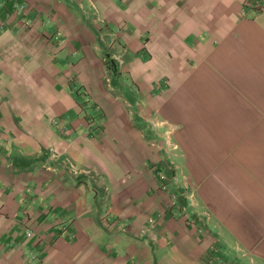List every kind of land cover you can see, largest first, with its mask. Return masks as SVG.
<instances>
[{
	"label": "crops",
	"instance_id": "1",
	"mask_svg": "<svg viewBox=\"0 0 264 264\" xmlns=\"http://www.w3.org/2000/svg\"><path fill=\"white\" fill-rule=\"evenodd\" d=\"M252 3L0 0V264H264Z\"/></svg>",
	"mask_w": 264,
	"mask_h": 264
},
{
	"label": "built area",
	"instance_id": "2",
	"mask_svg": "<svg viewBox=\"0 0 264 264\" xmlns=\"http://www.w3.org/2000/svg\"><path fill=\"white\" fill-rule=\"evenodd\" d=\"M253 10H254V12L256 13V14H258V13H264V0H253V3L251 4V6H250ZM243 15L244 16H247V12L246 11H244V13H243ZM105 72V75L106 76H109V75H111L112 73H113V68H112V66L110 65V64H107L106 63V67H105V70H104ZM105 76V77H106ZM74 91L76 92V93H81V89H79V88H77V87H75L74 88ZM87 107L88 106H86V108H85V111H86V109H87ZM94 108V107H93ZM86 117H85V119H86V121L88 122V124H89V129H87L86 130V135L87 136H92V135H94V133H95V131H98L100 128H101V124H102V121H103V119H102V117H101V115H98V118L100 119V123L101 124H98V123H96L95 122V119H90L88 116V114L86 113V115H85ZM54 127L56 128V129H59L60 131H61V133H63V134H68V132L71 130V129H73V125L72 124H67V125H64V126H61L60 124H59V121H55L54 122ZM168 145H169V143H168ZM170 146V145H169ZM170 148L173 150V151H176L177 149H178V147L176 146V145H171L170 146ZM156 175L158 176V177H161V178H163L164 177V172L162 171V170H160V169H157V171H156ZM167 185L166 184H164L163 185V187H162V189H167ZM189 198L190 199H193V194H189ZM177 203L178 202H176L172 207H171V210H172V214L174 215V216H179V215H182V211H180V210H175V207H176V205H177ZM174 210V211H173ZM63 232H65V229L63 230Z\"/></svg>",
	"mask_w": 264,
	"mask_h": 264
},
{
	"label": "rangeland",
	"instance_id": "3",
	"mask_svg": "<svg viewBox=\"0 0 264 264\" xmlns=\"http://www.w3.org/2000/svg\"><path fill=\"white\" fill-rule=\"evenodd\" d=\"M76 94H78V93H76ZM85 103H86V104H90V101L87 100ZM86 113L89 115L88 117H89L90 119H95V122H96V123L101 124V123H100V119L98 118V111H97V110L94 111V108L91 107V104L87 107V109H86Z\"/></svg>",
	"mask_w": 264,
	"mask_h": 264
},
{
	"label": "trees",
	"instance_id": "4",
	"mask_svg": "<svg viewBox=\"0 0 264 264\" xmlns=\"http://www.w3.org/2000/svg\"><path fill=\"white\" fill-rule=\"evenodd\" d=\"M107 64H110L112 66L113 70L117 69L116 64L114 63V61L112 59L108 58Z\"/></svg>",
	"mask_w": 264,
	"mask_h": 264
}]
</instances>
